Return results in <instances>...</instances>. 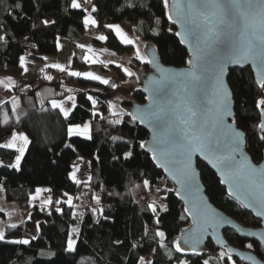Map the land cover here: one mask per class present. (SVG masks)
Instances as JSON below:
<instances>
[{"label":"trees","instance_id":"1","mask_svg":"<svg viewBox=\"0 0 264 264\" xmlns=\"http://www.w3.org/2000/svg\"><path fill=\"white\" fill-rule=\"evenodd\" d=\"M93 3L98 8V12L93 15L100 23L99 27L94 28H99L108 37L105 45L109 50L122 55L134 52V46L123 45L114 31L104 27L107 24H119L132 36L154 42L164 64L175 67L187 66L189 53L175 36L177 29L164 15L167 10L163 9L162 0H93ZM17 4H22L23 7L17 8ZM69 5L70 0H0V35H5L6 31L8 37L7 41L0 40V59L1 62H7L6 70L1 69L0 72L14 77L19 76L23 69L18 63V57L26 53L36 60L56 54L58 51L56 41L60 36L75 43L80 42L86 33L82 15L87 13H83L82 9H72ZM48 18L56 23L44 25L42 21ZM157 18L161 20L159 25L155 22ZM169 28L172 29L171 32L168 31ZM156 32H159V35H156ZM31 45L33 49L30 48ZM76 54L74 63L81 69L87 67L88 64L81 59L82 50ZM137 62L138 66H148L138 60ZM118 65L120 64H114L117 79L110 80L112 83L118 85L135 78L127 77ZM228 79L236 100V109L241 114L247 113L244 118L250 119L251 114L257 111L253 98L264 92L257 87L250 68L233 69ZM68 84L76 89L74 95L77 103V107L68 118H64L58 109L50 107L51 99L60 100L64 94L60 87L51 83L40 84L33 92L18 93L15 97H19V107L14 111L12 99L0 106V138L9 136L11 132L24 131L32 141L19 171L0 168V182L4 184V196L8 202L19 204L29 202L36 188L47 186L51 189L54 202L66 199L63 194L68 193L74 198V204L84 205L81 211L84 215L73 216L72 210L65 204L58 205L64 209L63 214L54 211L57 206L55 203L51 206L53 209L51 213L49 207H45L43 211L39 206H34V209L27 208L30 210L31 220L16 224L18 227L15 229L9 225L5 228L6 240L0 241V264H137L138 257L155 261V264H177L169 255L170 250L172 257L177 255L172 241L190 224V221L179 218L184 205L174 192L169 193L168 199L162 201L169 205L170 211L160 213L161 229L167 234L165 240L167 248L158 246L159 238L153 235V230L157 226L150 218L151 214L146 211L147 204L150 203L146 197L152 195V191L145 188L142 181L162 176L164 183L158 185V182L154 181L153 190L156 186L174 189V185L167 179L164 171L155 165L150 155L138 146L140 140L146 141L149 138L148 132L139 123L135 125L129 123L128 115L122 117L124 121L122 124L111 123L113 119L120 118L112 115L109 106L111 93L118 88L112 89L110 85H104L100 81L73 76ZM93 88L97 90L88 91ZM130 94L136 101L141 103L146 101V96L138 85ZM87 95L94 96L98 101L95 106L97 115L91 114L93 108L86 100ZM119 109L121 110L120 107ZM5 111L9 115L7 124L3 122ZM18 116L19 121L16 119ZM87 121H91L92 124L91 140L67 134L69 123L83 124ZM251 122L257 121L252 119ZM114 137L120 139H113ZM127 140L133 142L132 160L123 159V152L129 150L125 143ZM247 150L256 163L262 160L264 145L257 149L250 141ZM15 154V150L0 148V158L6 165L13 162ZM77 155L92 161L87 175L92 176L90 182L87 177L79 179L87 183L76 184L70 178L73 161ZM198 167L209 198L219 209L247 227L261 226L259 219L227 195V190L220 184L219 177L206 164L198 161ZM4 177H7V180H4ZM94 194L102 197L100 206L104 207V215L109 217L108 220L100 218L97 223V217L91 213V208L98 207L93 199ZM161 196L163 193L154 192L152 200ZM83 197L88 199L84 200ZM74 211L77 212L76 208ZM79 220L77 251L69 253L65 251L66 238L71 234L72 226L78 224ZM35 221L40 223L39 230L35 227ZM144 222H147L146 236ZM224 231L226 240L232 245L254 251L261 260H264V247H261L258 241L248 240L230 229ZM34 236L38 239L32 240L29 245L8 242L31 239ZM117 241H123V244H117ZM248 243H253L254 247L248 249L246 247ZM133 244L140 246L132 247ZM45 249H51L55 255L42 256L40 253ZM220 251L221 249L209 240V254L202 255L201 259H208L210 264H217ZM181 258L190 259L193 264L196 261L191 255H181ZM236 263L248 264L238 260ZM220 264L225 263L222 261Z\"/></svg>","mask_w":264,"mask_h":264},{"label":"snow or ice","instance_id":"2","mask_svg":"<svg viewBox=\"0 0 264 264\" xmlns=\"http://www.w3.org/2000/svg\"><path fill=\"white\" fill-rule=\"evenodd\" d=\"M91 4V10L84 8L80 0H70V8L82 9V23L85 27L96 26L100 23L93 13L98 12L95 4L88 0ZM163 9L167 10L164 15L168 21L180 25V31L175 32V36L179 37L180 42L188 45L191 55L186 63L189 66L186 71L174 72L173 70L161 65L157 58V51L151 45L146 44L145 48L152 47V51L142 52L136 39L131 38L119 24H107L105 28L114 31L115 36L123 45H135L134 56L140 62L152 65L159 73L149 80V87L145 89L149 93L148 105L144 108H137L136 112L125 113L122 110L116 111V104H109L114 117L111 123H124L122 117L128 115L129 123L135 125L146 124L151 128V141L140 140L139 148L147 149L151 160L158 168L163 169L172 180L179 186L178 189L168 187H155L156 193H163L158 199H153L147 204L146 211L151 214V219L157 226L153 230L154 237L159 238L158 246L167 248L165 240L167 234L161 229L162 217L160 213H168L170 211L167 203H160L161 200H167L168 194L173 193L184 202L179 218L187 221L191 218V224L187 229L181 231L180 236L172 241L174 252L177 254L172 257V250L169 251L170 258L174 259L177 264H193L190 259L181 258V255L196 258L195 264H210L208 259H201V245L209 235V229L212 234L224 226L230 224L231 221L221 216L214 209L210 208L206 199L200 194L201 184L198 182V161L197 155L206 160L212 168L216 169L222 178L221 183L227 186V195L238 200H247L244 207H260L264 208V163H254L253 159L246 152L249 142L253 147L259 149L264 145V94L253 98L254 107L257 110L251 114L250 119H245L247 113L241 114L235 107L236 100L234 93L229 87L225 77L229 65H237L243 69L245 64L249 62L256 67L257 87L264 92V0H162ZM17 8H22V4H17ZM151 19V18H149ZM156 24L161 23L160 18L156 19ZM44 25L55 24L56 21L45 19L42 21ZM143 23V21L141 22ZM172 31L171 28L168 29ZM159 35V32L155 33ZM223 38V39H222ZM8 37L0 35V40L7 41ZM105 35H100L98 40L106 41ZM59 45V41H56ZM224 45L221 48V45ZM81 50L86 49V54L81 59L88 64L113 63L115 61L105 62L100 59L97 49L92 45L80 44ZM101 52L107 49L100 50ZM162 55L165 53H161ZM28 53L18 57V63L25 73L28 72ZM73 56L75 53L72 54ZM45 61L48 60L44 56ZM71 61H69V64ZM58 69L60 72H67L73 77H83L90 81H100L104 85H110L112 89L119 87L116 83H112L110 79L102 77L93 71H75L70 70L68 65L62 63H52L45 65ZM127 77L136 76L133 66L118 65ZM43 72L44 69H41ZM139 79V77H136ZM45 79L53 80L51 75H45ZM15 81L11 77L6 80H0L6 88H13ZM30 87V85H28ZM71 92V89H67ZM86 100L90 102L93 111L92 115H97L95 106L98 101L92 95H87ZM71 103V107L66 104ZM43 104L44 101L42 100ZM12 110L19 107V97H13L11 100ZM50 107L58 109L64 118H68L77 107L76 96L68 95L64 99H51ZM17 121L20 117L18 116ZM255 119L257 122L252 123ZM3 122H9L8 112L3 113ZM91 121L80 123H69L67 126V134L69 136H83L92 139ZM10 139L0 144V148L5 150H15L14 162L4 164L0 161V168H12L17 171L21 169L22 161L29 145L32 141L26 133L11 132ZM120 139V138H113ZM125 143L129 146V150L123 152V159L132 160L134 151L131 149L132 141L127 140ZM71 147V145H67ZM119 159L118 157H114ZM99 159V157H96ZM83 160V157H78ZM90 166L92 161L87 162ZM80 164L72 165L70 173L71 179L76 184L87 183L78 179ZM7 180V177L3 178ZM87 180L90 182L92 176L89 175ZM157 181L158 185L164 183L162 176H154L152 180L143 179L142 183L149 191L153 190V182ZM4 184L0 182V189ZM51 192V189L38 187L31 195L33 206L37 201L40 204V210L43 211L46 206L49 207L51 213L52 205H57L54 211L60 214L64 213V209L59 207L65 204L72 215H80L74 211L76 205L73 203L74 198L68 193L63 196L66 199L53 201L51 196L43 198L42 194ZM111 195V193H109ZM98 207L90 209L91 213L97 217V223L100 218L108 220L109 217L104 215L105 209L101 205L102 197L98 194L93 195ZM264 215V213H258ZM31 220V215L28 216ZM37 230L40 228L38 221L34 222ZM10 228H17L18 225L10 224ZM144 236L148 234L147 222H144ZM78 227H73L71 233H79ZM251 236H257L255 232L249 233ZM24 238L19 240L8 241L14 244L29 245L32 240ZM143 239V236L141 237ZM6 240V233L0 230V241ZM117 244H123V241H117ZM216 244L221 245V251L217 258V264L227 260L229 264H236V260L232 258L233 248L224 250V242L217 237ZM259 245L264 247V234L260 235ZM187 245V247H185ZM133 244L132 247H139ZM248 249L254 247L253 243L246 244ZM65 251L73 253L77 251V240L72 235L66 238ZM55 255V253H52ZM255 262L253 256L245 257ZM137 264H155V261H147L144 257L137 258Z\"/></svg>","mask_w":264,"mask_h":264},{"label":"water","instance_id":"3","mask_svg":"<svg viewBox=\"0 0 264 264\" xmlns=\"http://www.w3.org/2000/svg\"><path fill=\"white\" fill-rule=\"evenodd\" d=\"M171 25L177 29V31H180V25L179 24H176V23H173L172 21H170ZM179 38V37H177ZM223 39V38H222ZM180 40V39H179ZM146 44L148 45H151L152 47H154L157 51V58L159 60V62L161 63L162 66L166 67V68H169L171 70H173L174 72H182V71H186L188 69V65L187 66H179V67H175V66H172V65H166L164 64L161 59H160V55H159V50H157V47L156 45L154 44V42L152 41H146ZM145 44V45H146ZM182 46L187 49L188 53H189V57L191 55V50L190 48L188 47V45L184 44V43H181ZM152 47H149V48H145L143 49L144 52H151L152 51ZM224 45L222 44L221 45V48H223ZM188 57V58H189ZM148 65V68H144V67H140L138 65H136L135 67H133V71L136 72V77H139V79L136 78L137 80V85H138V88L142 91L143 94H145L146 96V101L144 103H141L139 101H136L132 98H126L125 100L121 101L119 103V106L121 108V110L125 113H128V112H136L137 108H144L148 105V95L149 93L147 91H145L146 88L149 87V80L153 77V76H158L159 73L156 71V69L152 66V65ZM244 68H250L252 73H253V77L255 78V80H257V73H256V67L254 65H252L250 62L248 64H245L243 66V69ZM233 69H241L240 66H237V65H229L228 67V70H227V75L225 77L229 87H230V84H229V75H230V72L233 70ZM231 88V87H230ZM132 91V90H131ZM138 123V122H137ZM140 126H142L147 132H148V139L146 141H151V136H152V131H151V128H149L146 124H139ZM144 151L146 153L147 152V149L145 148ZM246 152L248 153V155H250L252 157V155L248 152L247 148H246ZM263 153H264V150H263ZM150 155V154H149ZM197 161H200L204 164H206L207 167H209L216 175L217 177H219L220 181H221V177L219 176L218 172L216 171V169L212 168L211 165L206 161L204 160L202 157H199V155H197L196 157ZM253 159V157H252ZM253 162L256 163L253 159ZM261 163H264V155H263V158L262 160L258 163V164H261ZM161 169V168H159ZM163 170V169H161ZM198 170H199V175L197 177L198 179V182L201 184V192L200 194L206 199L208 205L210 206V208L214 209L217 213H219L221 216L225 217L227 220H230L231 223L228 224H224L223 227L219 228L215 234H212V230L209 229V235L208 237L205 239L204 243L201 245V248L202 249H206L202 252V255H207L209 254L208 253V241L210 240L211 242H213L215 244V246L219 249H221V245L219 244H216L215 243V240L217 239V237H219L225 244V248L224 250H227V248H233L235 249V251L232 253V257H234L236 260L238 261H242V262H245V263H248V264H264V260H261L259 258V256L254 252V251H249V250H246V249H240L234 245H232L229 241L226 240L225 238V234H224V230H233L234 232H236L239 236L241 235L242 237L248 239V240H256L259 242V238H260V235L261 234H264V215H258V213H264V208H260V207H251V208H247V207H244V204L247 203V200H238L234 197H231V198H234L238 203H240L247 211L251 212L254 217L256 219H259L261 221V226L260 227H257V228H254V227H247L245 225H243L241 222H239L237 219H234L232 216H230L229 214H226L222 209H219L213 202L212 200L209 198V195L207 193V188H205V185H204V182H203V178L201 177V170L200 168L198 167ZM165 176L167 177V179L170 180V182L174 185V189H178V185L176 184V182L174 180H172V178L167 174L165 173ZM222 186L224 188H226L227 190V186L224 185L223 183H221ZM178 199L180 200V198L178 197ZM184 205V202L181 201ZM189 221H190V224H191V218H189ZM189 224V225H190ZM188 226H186L185 229H187ZM184 230V229H183ZM252 232H255L257 233L258 235L257 236H251L249 235V233H252ZM180 236V235H179ZM178 236V237H179ZM185 247H187V245H185ZM247 256H253L255 258V262L252 261V260H248L246 259L245 257Z\"/></svg>","mask_w":264,"mask_h":264},{"label":"crops","instance_id":"4","mask_svg":"<svg viewBox=\"0 0 264 264\" xmlns=\"http://www.w3.org/2000/svg\"><path fill=\"white\" fill-rule=\"evenodd\" d=\"M86 3L87 2L85 0L84 4H86ZM92 3H93V1H92ZM85 6H87V4ZM87 8L89 10H91V4L88 5ZM88 28L89 29L87 31L86 30L87 27H85V32H86L85 35L88 34L89 38L92 39L94 44L86 42L84 40L85 35L82 37V39L78 43H75L71 39H68L66 37L60 36L58 39L59 45H62L63 47L60 48L58 46L57 53L47 56L48 57L47 61H45L43 58L36 60L31 55H28V57H27L28 72L27 73L22 71V73L19 76L14 77V76H12L8 73H5L3 71L0 72V80H6L7 77H11L16 82L14 87L11 89L6 88L3 84H0V106L3 105L4 103L8 102V100L15 97L18 93H22V92L29 93V92L35 91L36 89H38L40 84H50V83L55 84L58 87H60V90L64 94L67 93V89H71L74 92L76 89L73 86H70L68 84V81L71 78V76L68 75L67 72H60L58 69H54L51 67L46 68L45 65L46 64L51 65L52 63H62V64L68 65L70 70H75V71H84L83 69H87L89 67H92V65H94V64H88L86 62L88 64V66L85 68L82 67V69H81L77 66V64L74 63V58L77 55L76 53L79 50L81 51V49L78 47V45H80V44L92 45L95 49L97 48L100 59L105 60V56H107V53H112V52H110V50L105 45L106 44L105 41H100V40H98V38L93 37L92 29H94V26H88ZM132 46H134V45H132ZM102 49H107V51L101 52L100 50H102ZM73 53H75L74 56L72 55ZM82 53H83V55H85L86 49L82 50ZM107 58H109V57H107ZM69 61H71L70 64H69ZM0 64H1V59H0ZM97 65H98V68L100 67L102 70H107L105 65H101V64H97ZM41 69H44V71L42 72ZM45 75H51L52 77H54V79L53 80H47V79H45ZM28 85H30V87H28ZM88 91L93 92L90 89H88ZM61 99H63V98H61ZM66 106L71 107V103L69 102L68 104H66ZM9 137H10V135L5 137V138H0V143H1V141L6 140ZM78 137H81L84 139L86 138L83 136H78ZM1 161H2V159H1ZM70 178H71V176H70ZM28 204H29V207L31 206L30 208L32 209L33 205H31V201H29ZM18 205L20 207V204H18ZM36 205L40 207V204L38 201H37ZM75 205H76V210L78 213H80L84 208V205L81 203H77ZM29 209H27V210L22 209V211L25 212V213H23L22 219H21V216L19 217L20 221L22 223H24L28 219V216L30 213ZM0 217L6 218V213L4 211H2L1 208H0ZM7 226L8 225L4 226V229Z\"/></svg>","mask_w":264,"mask_h":264},{"label":"rangeland","instance_id":"5","mask_svg":"<svg viewBox=\"0 0 264 264\" xmlns=\"http://www.w3.org/2000/svg\"><path fill=\"white\" fill-rule=\"evenodd\" d=\"M92 1L93 0H91V2ZM86 2H87L86 3L87 6H85L86 4H84V3L82 4L84 8H87L88 5H90V3H88V0H86ZM48 20H51V18H48ZM88 29L89 28L87 26V29L86 30L88 31ZM124 31L131 38L136 39L137 44H139V46L141 48V51L144 52L143 49L145 47L146 41L142 40L139 37L132 36L126 30H124ZM84 40L86 42H88V43L94 44L93 41H92V39L89 38L88 34H86L84 36ZM134 47H135V45H134ZM133 51L135 52V48H134ZM110 52H112V53H107V56H105V60H104L105 62L115 61V64H123L126 67L127 66H133V67H135L138 64L137 59H135L134 52L132 54H124V55H122V54H120V53H118L116 51H111L110 50ZM107 57H109V58H107ZM106 69L107 70H102L100 67L98 68V65L97 64H94V65H92V67H89V68L83 69V70L84 71H93L96 74H98V75H100L102 77L108 78L110 80L117 79V73H115V68H114V64L113 63H106ZM137 84L138 83H137L136 78L129 79V80H126L125 82H123L121 84H118L119 85L118 89H116L115 92H113V94L111 93V96H110L111 103H115L116 106H117L116 107V111H121L119 109V107H120L119 106V103L121 101L125 100L126 98H131V94H130L131 93V90L137 88ZM90 90L94 92L97 89L93 88V89H90ZM68 95H74V92L73 91L72 92H68L67 91V93L63 94V99L66 96H68ZM20 132L25 133L24 131H20ZM10 138L11 137L7 138L6 140L1 141V144L4 143V142H6L7 140H9ZM78 157H81V156L80 155H77L76 158H75V160L73 161L74 162L73 164L82 162L81 160H78ZM0 161H1V159H0ZM13 162H14V160H13ZM89 169H90V166H88V170ZM87 177L88 176H86L85 178H87ZM44 188L49 189L47 186H44ZM211 191H213V188H211ZM48 196H51L52 199H53V195L51 194V192H45V193L42 194V197L43 198H47ZM29 201H31V198H30ZM160 203H164V201L161 200ZM18 204H19L18 202H12V203L11 202H8L7 199L4 197V187H3V189H0V208H1L2 211H4L6 213V218L0 217V230L5 231L4 226H6V225L22 223L20 221V218L19 217L21 216V219H22L23 213H25V212L22 211L23 208L21 207V204H20V207H19ZM31 205H33L32 202H31ZM35 206H37V205H35ZM46 207H48V206H46ZM32 209H34V206L32 207ZM72 227H78L80 229V220L78 221V224H76V225H74ZM70 235H72L74 239L78 240V237H77L78 236V233H71ZM52 253H53V251L51 249H45V250H42L40 254L42 256H44V257H47V256H52ZM232 258L235 259L234 257H232ZM227 262H228L227 260L223 261V263H225V264Z\"/></svg>","mask_w":264,"mask_h":264},{"label":"built area","instance_id":"6","mask_svg":"<svg viewBox=\"0 0 264 264\" xmlns=\"http://www.w3.org/2000/svg\"><path fill=\"white\" fill-rule=\"evenodd\" d=\"M80 2H81V4H83L85 2V0H80ZM92 35H93L94 38H98L100 35H104V32L101 31L99 28H94V29H92ZM30 48L33 49V45H31ZM6 66H7V62L2 61L1 64H0V70L1 69L6 70V68H7ZM87 162H88V159L86 158V159H83L82 162L80 163V171L77 174L78 175V179H84L89 174V170H88V166L89 165H88ZM154 192L155 191L152 190V195H150V196H148L146 198L147 202H151L152 201V196H153ZM82 199L87 200L88 197H83ZM21 207L23 209L30 208L28 202H23L21 204Z\"/></svg>","mask_w":264,"mask_h":264},{"label":"flooded vegetation","instance_id":"7","mask_svg":"<svg viewBox=\"0 0 264 264\" xmlns=\"http://www.w3.org/2000/svg\"><path fill=\"white\" fill-rule=\"evenodd\" d=\"M140 67H144L145 69L148 68V66H141ZM101 99L103 98L102 96H99Z\"/></svg>","mask_w":264,"mask_h":264},{"label":"bare ground","instance_id":"8","mask_svg":"<svg viewBox=\"0 0 264 264\" xmlns=\"http://www.w3.org/2000/svg\"><path fill=\"white\" fill-rule=\"evenodd\" d=\"M80 163H81V162H80ZM80 163H79V164H80Z\"/></svg>","mask_w":264,"mask_h":264}]
</instances>
